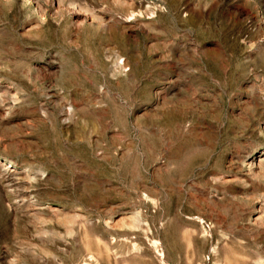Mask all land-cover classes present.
I'll use <instances>...</instances> for the list:
<instances>
[{"label":"rangeland","instance_id":"rangeland-1","mask_svg":"<svg viewBox=\"0 0 264 264\" xmlns=\"http://www.w3.org/2000/svg\"><path fill=\"white\" fill-rule=\"evenodd\" d=\"M0 264H264V0H0Z\"/></svg>","mask_w":264,"mask_h":264}]
</instances>
